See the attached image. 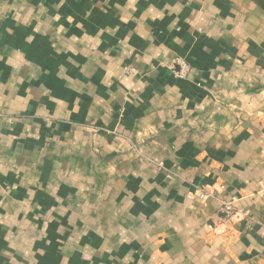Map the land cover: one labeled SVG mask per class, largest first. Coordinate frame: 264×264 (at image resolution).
Listing matches in <instances>:
<instances>
[{
	"label": "crops",
	"instance_id": "0c3cea01",
	"mask_svg": "<svg viewBox=\"0 0 264 264\" xmlns=\"http://www.w3.org/2000/svg\"><path fill=\"white\" fill-rule=\"evenodd\" d=\"M0 264H264V0H0Z\"/></svg>",
	"mask_w": 264,
	"mask_h": 264
},
{
	"label": "built area",
	"instance_id": "2783aa9c",
	"mask_svg": "<svg viewBox=\"0 0 264 264\" xmlns=\"http://www.w3.org/2000/svg\"><path fill=\"white\" fill-rule=\"evenodd\" d=\"M178 71L176 75L178 78H183L188 73L190 66L184 61H177L175 67ZM224 190V186L214 188L200 194L201 199L217 198L218 194ZM220 214L221 223L223 224H237L243 221L252 220L250 213L247 211L235 208L234 201L220 200Z\"/></svg>",
	"mask_w": 264,
	"mask_h": 264
}]
</instances>
